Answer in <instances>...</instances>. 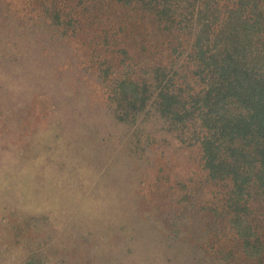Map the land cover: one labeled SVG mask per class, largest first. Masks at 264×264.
I'll use <instances>...</instances> for the list:
<instances>
[{
  "label": "rangeland",
  "instance_id": "rangeland-1",
  "mask_svg": "<svg viewBox=\"0 0 264 264\" xmlns=\"http://www.w3.org/2000/svg\"><path fill=\"white\" fill-rule=\"evenodd\" d=\"M53 1L0 0V264H264L199 146L110 100L126 73L184 72L178 36L116 0Z\"/></svg>",
  "mask_w": 264,
  "mask_h": 264
},
{
  "label": "trees",
  "instance_id": "trees-1",
  "mask_svg": "<svg viewBox=\"0 0 264 264\" xmlns=\"http://www.w3.org/2000/svg\"><path fill=\"white\" fill-rule=\"evenodd\" d=\"M116 1L148 10L188 51L180 74L157 67L151 77L120 78L110 98L117 117L135 121L152 107L181 142L198 145L209 178L224 188L236 237L248 256H259L264 235L253 206L264 202V0Z\"/></svg>",
  "mask_w": 264,
  "mask_h": 264
}]
</instances>
